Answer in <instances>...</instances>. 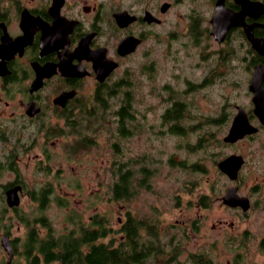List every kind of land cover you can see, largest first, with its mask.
Instances as JSON below:
<instances>
[{"label": "flooded vegetation", "instance_id": "1", "mask_svg": "<svg viewBox=\"0 0 264 264\" xmlns=\"http://www.w3.org/2000/svg\"><path fill=\"white\" fill-rule=\"evenodd\" d=\"M179 13L187 19L183 29L172 25L179 23ZM163 29H172L167 30V50L174 41L192 48L200 58L197 65L204 68L202 80L186 79L183 94L188 87L216 83L230 69L235 78L229 86L246 95L245 102L234 103V112L217 118L229 121L221 143L231 149L217 168H191L203 172V185L192 186L193 195L185 200L174 199L170 222L161 220L159 203L152 213H133L129 204L115 224L93 213L70 230L81 234L91 227L93 232L98 227L93 216L100 215L108 229L103 235L95 230L81 248L105 243L113 257L107 264H264V117L255 111L250 88L255 69H264V0H0V127L13 125L9 133L0 128V168L17 170L32 149L37 168H49L56 151L66 158L69 135L74 136L70 151L92 147L93 136L103 129L112 139L130 135L133 103L145 91L169 102L159 118L177 134L173 128L187 100L176 97L156 73ZM190 65L188 58L181 67ZM258 83L264 91V74ZM108 108L113 109L112 130L104 113ZM239 110L246 129L226 139ZM231 155L241 163L220 168L218 163ZM116 168L132 166L123 161ZM15 185L20 186L19 202L9 205L6 190ZM1 188L2 203L13 210L0 214L1 264H74L56 243L70 230L56 231L44 214L17 212L26 189L21 178ZM44 195L40 188L32 199L42 206L48 198ZM213 211L216 217L210 222ZM3 217L14 218L17 229H23L12 232ZM211 230L218 233L212 242Z\"/></svg>", "mask_w": 264, "mask_h": 264}, {"label": "rangeland", "instance_id": "2", "mask_svg": "<svg viewBox=\"0 0 264 264\" xmlns=\"http://www.w3.org/2000/svg\"><path fill=\"white\" fill-rule=\"evenodd\" d=\"M169 16L171 15H166ZM178 21L179 23L172 25L183 29L187 24V19L180 13ZM167 30L172 29H163L162 50L161 46H158L162 56L156 62V73L161 74L163 83H169L177 93L176 97L187 100L183 115L177 122L183 125L185 133H171L167 130V124L161 123L159 116L169 104L168 101L165 99L160 101L154 92H141L139 93L141 98L133 103L132 112L135 119L129 121L133 129L130 135L112 139L108 130L103 129L93 136L94 145L82 151L69 150V144L74 142V136L69 135L66 136V158H61L56 151L50 159L54 162H48L49 168H37L38 155L36 158L33 157V149L24 155L17 170L3 168L0 171V214L7 216L13 211L2 203L1 184L18 176L26 189L21 195L17 212L44 214L58 232L75 228L80 218L85 219L93 213L105 215L109 225L115 224L117 215L123 216L122 213L129 204L133 213H152L151 207L159 203L162 209L161 220L163 222L173 220L176 213L172 209L174 199L178 197L185 200L193 195L192 186L203 185V172L191 168H217L216 163L219 158L231 149L221 143V137L229 121H226V118L223 120L217 118H220L224 112H234V103H243L247 97L240 89L229 86V81L235 78L230 69H225L226 74L222 76L226 75V77H222L216 83L210 86L204 83L197 87L198 89L188 87V93L183 94L181 90L186 85V79L194 82L202 80V76H205L204 68L197 65L196 61L200 58L192 48L187 46L183 48L173 40L172 46L167 50L166 41L170 38ZM188 58L191 65L181 67L187 64ZM245 79L246 75L240 77L242 84L245 83ZM165 93L166 90L162 88L161 94ZM112 110L108 108L104 112L111 118L110 130L114 128ZM0 128L4 133H9L13 125L2 123ZM163 128L164 130L160 131ZM113 141L116 145H113ZM123 161H128L132 168H139L143 164L150 167L149 185L148 188L135 185L130 200L124 201L120 198L114 201L110 197L112 193L110 184L116 179L113 168ZM181 161H184L186 166L178 164ZM139 177L138 170L134 174V184ZM218 180L220 183L221 178L218 177ZM41 187L48 188L49 192L42 206L32 199V195L36 196ZM215 213L217 211L211 212V217L208 219L210 222L214 221ZM4 222L10 223L8 228L12 232L23 229V226L17 229L19 222L14 218H4ZM217 234L216 231L211 230V242L217 238ZM2 259L3 253L0 251V261Z\"/></svg>", "mask_w": 264, "mask_h": 264}, {"label": "trees", "instance_id": "3", "mask_svg": "<svg viewBox=\"0 0 264 264\" xmlns=\"http://www.w3.org/2000/svg\"><path fill=\"white\" fill-rule=\"evenodd\" d=\"M179 116L180 115H178V117ZM174 127L175 128L173 129L175 130L173 131H176L179 134L184 133L183 125L178 123L177 125L175 124ZM179 164L184 166L185 162L181 161L179 162ZM2 169L3 168H0V171ZM113 169L116 173V179L110 184V187L112 189L110 197H112V199H119L131 196L134 193L135 185L144 186L148 188V178L151 175V171L149 168ZM138 170L140 172V177L137 178V183L135 182L134 184V174H136ZM47 189L48 188L41 187L43 198L46 197L44 194L48 195L49 193ZM103 220L104 219L100 215L93 216V222L96 224L98 223V227L95 230L97 231V233H99V235H103L108 229V226L104 224ZM88 228H84L81 234H76L73 230H70V232H67L65 236L63 235L59 237L56 243H61L63 247H65L66 259H71L74 264H79V262H83V264H107L108 262L113 260V257L109 250L106 249L105 243L99 242L94 245H91L89 248H81L82 243H84L88 238L92 237L95 233V230L91 232ZM48 241L49 246H51L53 244L52 242H54V240H52V235L49 236Z\"/></svg>", "mask_w": 264, "mask_h": 264}, {"label": "water", "instance_id": "4", "mask_svg": "<svg viewBox=\"0 0 264 264\" xmlns=\"http://www.w3.org/2000/svg\"><path fill=\"white\" fill-rule=\"evenodd\" d=\"M216 20H218V19L217 18L213 19L214 24L217 23ZM218 27H219V22H218ZM124 45H125V43H124ZM128 49H132V46L130 48H128ZM263 74H264V69L263 68H260V67L256 68L254 73H253L252 80H251V83H250V88L254 91L253 100L255 101V104H256L255 111L256 112L258 111L257 113L261 117H264L263 116V113H264V91L260 88L258 82H259V77L262 76ZM261 111H263V112H261ZM246 126H247V123H246V119H245V117L243 115V112H241L239 110L238 113L234 116L232 124H231L230 129H229V133H228V135L225 138L226 139H234V138H236L238 135H240V133L245 131ZM239 160L240 159H239L238 156L231 155V156L221 160L218 163V166L220 168H222L224 165H226L229 168L231 166H232L231 168H234V165L237 166V165H239L241 163V161H239ZM18 189H20V186L19 185H15V186H12V187H10V188H8L6 190V200H7V203L9 205L18 204V202H19V196H18V193H17ZM2 243L6 247L8 246L9 242H8L6 237L3 238Z\"/></svg>", "mask_w": 264, "mask_h": 264}]
</instances>
